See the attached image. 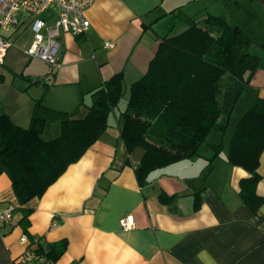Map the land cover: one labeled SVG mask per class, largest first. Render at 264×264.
Returning a JSON list of instances; mask_svg holds the SVG:
<instances>
[{
  "label": "crops",
  "instance_id": "obj_1",
  "mask_svg": "<svg viewBox=\"0 0 264 264\" xmlns=\"http://www.w3.org/2000/svg\"><path fill=\"white\" fill-rule=\"evenodd\" d=\"M247 3L252 16L264 20V0ZM213 9L204 0H95L86 10L87 31L62 34L56 70L27 56L33 36L27 22L3 34L9 46L0 62V114H8L15 124L29 126L37 99L84 115L91 92L119 72L124 101L110 113L106 132L41 196L21 205L10 178L0 173V212L10 211L16 222L0 220V264H10L28 248L19 240L22 234L37 240L31 246L35 251L41 247L47 252L51 244L65 241L52 264H264V201L255 211L244 204L239 180L249 173L226 162L238 120L256 97L264 99V62L245 87L231 75L221 77L230 105L227 115L219 112L197 155L151 171L143 184L135 169L144 149L128 152L119 135L129 86L145 73L161 38L179 33L188 21ZM57 12L58 6L51 4L41 17L51 25ZM108 41L113 47L105 46ZM49 72L51 85L37 82ZM58 132L53 123L43 135ZM216 144L221 148L215 154ZM257 165L255 191L264 197V150ZM22 207L30 209L26 231L18 223ZM126 215L133 222L129 229L119 223Z\"/></svg>",
  "mask_w": 264,
  "mask_h": 264
},
{
  "label": "trees",
  "instance_id": "obj_2",
  "mask_svg": "<svg viewBox=\"0 0 264 264\" xmlns=\"http://www.w3.org/2000/svg\"><path fill=\"white\" fill-rule=\"evenodd\" d=\"M220 1L224 12L190 20L179 33L162 37L145 73L129 86L119 135L128 152L135 147L144 149L135 169L139 184L147 181L151 171L197 155L219 120L221 77L231 75L245 87L264 62V20L252 24L251 19L258 20L252 12H240L228 20L226 6L232 2L239 7L241 2ZM258 34L261 36L256 39ZM122 76L121 72L113 74L91 92L93 100L82 102L84 115L54 109L41 99L33 104L28 127L0 114V173L10 178L21 205L41 196L106 132L109 115L123 94ZM53 123L59 132L44 138L46 125ZM235 126L226 162L249 173L239 180L238 192L244 204L255 211L264 201L255 191L260 179L257 164L264 150V99L256 97ZM212 147L216 154L221 144ZM20 210L18 223L26 231L30 209ZM65 245L61 241L51 244L47 252L41 247L37 251L51 263Z\"/></svg>",
  "mask_w": 264,
  "mask_h": 264
},
{
  "label": "built area",
  "instance_id": "obj_3",
  "mask_svg": "<svg viewBox=\"0 0 264 264\" xmlns=\"http://www.w3.org/2000/svg\"><path fill=\"white\" fill-rule=\"evenodd\" d=\"M95 0H0V62L3 61L9 41L3 34L11 32L15 27L27 22L32 32V40L25 52L28 57L35 58L47 63L53 70L61 66L60 47L62 34L69 33L78 35L85 33L89 27V19L86 10ZM51 4L58 6V12L51 25H47L41 14ZM105 46L113 47L112 42H105ZM53 72H49L37 79L40 84L51 85ZM0 220L15 225L11 212H0ZM123 229L133 226L129 215L119 220ZM19 240L28 248L19 256L15 257L10 264H51L41 257L32 245H38L36 239H30L22 234Z\"/></svg>",
  "mask_w": 264,
  "mask_h": 264
},
{
  "label": "rangeland",
  "instance_id": "obj_4",
  "mask_svg": "<svg viewBox=\"0 0 264 264\" xmlns=\"http://www.w3.org/2000/svg\"><path fill=\"white\" fill-rule=\"evenodd\" d=\"M240 2H241L240 3L241 5L239 7H236L235 4L232 3V2H230L226 6V10H227L228 17H229L228 20H232L233 19L232 15H235L236 16L240 12H243L244 14H246L247 12H249V13L251 12V11H248L250 9H249L248 3H246L245 0H240ZM204 3H206L208 5V7L214 8L213 9L214 12L212 14H220V13L224 12V10H225L224 7H223V5L219 2V0H204ZM202 4L203 3H201V5L198 7L199 8V11H201ZM258 21L259 20H253V19H251L252 24L258 23ZM260 36L261 35L258 34V36H256V39H259ZM220 90L222 92L219 94V98L217 99V100H219V105H220V110H221L220 113L227 115V111H229L230 105L228 104L227 99L224 96V92L221 89V86H220ZM123 101H124L123 96H121L120 102L117 103L118 104V107H121L122 106V102ZM240 106H241V103H238V105L235 107V110L232 112L233 113L232 118L237 116V113L240 111ZM233 119H235V118H233ZM43 137L44 138H47L46 134H44Z\"/></svg>",
  "mask_w": 264,
  "mask_h": 264
}]
</instances>
